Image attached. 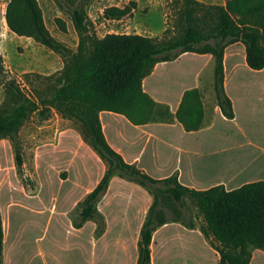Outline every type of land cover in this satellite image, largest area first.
Segmentation results:
<instances>
[{
	"label": "trees",
	"instance_id": "trees-1",
	"mask_svg": "<svg viewBox=\"0 0 264 264\" xmlns=\"http://www.w3.org/2000/svg\"><path fill=\"white\" fill-rule=\"evenodd\" d=\"M178 6L174 27L177 32L158 36L140 33L107 32L99 37L91 32L82 0H66L78 36L75 51L56 40L47 28L38 0H7L4 20L16 35L30 37L63 59L47 97L27 96L14 80L5 83V101L0 105V138L9 137L17 166L22 165L17 140L18 129L30 112L47 117L54 108L62 117L76 120L83 139L104 161L106 167L97 184L78 203L79 213L73 226L86 220L97 222L96 233L105 228V219L96 203L113 175L139 183L152 195L137 241L136 264H151L152 233L167 222L194 228L187 213L192 204L203 222L202 235L218 253L219 264H248L252 250L264 251V180L252 181L226 190L214 185L204 190L181 184L175 174L155 179L122 156L107 143L101 129L99 112L124 114L132 123L169 120L168 107L154 101L143 89L142 79L158 61L171 60L180 53H211L215 60L214 90L222 114L233 118L229 97L223 88V51L226 45L240 41L245 47L250 68L264 67V0H224L208 4L200 0H174ZM135 0L123 6L103 9L106 18L131 15ZM53 21L61 32L67 31L63 18ZM201 94L197 88L184 91L175 112L186 130L198 129L203 120ZM169 214V215H168ZM3 229L0 215V264Z\"/></svg>",
	"mask_w": 264,
	"mask_h": 264
},
{
	"label": "crops",
	"instance_id": "crops-1",
	"mask_svg": "<svg viewBox=\"0 0 264 264\" xmlns=\"http://www.w3.org/2000/svg\"><path fill=\"white\" fill-rule=\"evenodd\" d=\"M2 17L4 19V14ZM214 66L211 53L192 51L156 62L142 79V89L154 101L168 107L171 119L134 124L122 113L102 110L99 120L107 143L124 161L135 164L152 178L175 174L181 184L197 190L214 185L231 190L248 182L264 180V67L248 66L242 42L226 45L223 88L233 109V118H227L217 104ZM190 88L200 91L204 114L198 129L186 130L176 119L175 112L184 91ZM55 147L56 156L70 153V157L61 162V166L48 162L45 174L40 172L41 165L45 164H37L38 196L20 201L11 196L0 199L1 264H56L53 254H48L38 241H34L33 249L29 248L26 256L29 239L24 237L22 228L28 222L22 220L21 211H12L17 207L30 215L47 214L51 219L61 216L72 236L86 230L84 244L82 239L80 247L83 252L84 245L87 260L89 255H99V258L110 255L114 264H136L139 232L152 195L139 183L113 175L97 203L106 225L102 235L94 238L92 221L86 220L81 227L75 228L68 215L69 209L100 180L105 164L76 132L66 127L59 131ZM60 169L66 171L63 177ZM43 176L57 186L48 196H55V202H62L67 208L61 207V203L50 208L44 203L45 197L43 202ZM63 187L65 194L61 195ZM112 201L114 209L110 205ZM41 202L45 208H41ZM127 202L134 207L126 205ZM171 242L177 244L179 253L174 260L179 264H203L208 255L218 264L217 251L209 245L198 226L188 228L178 222L164 223L152 233L151 264H154L155 248ZM66 246L80 249L78 243ZM256 250H252L248 264Z\"/></svg>",
	"mask_w": 264,
	"mask_h": 264
},
{
	"label": "rangeland",
	"instance_id": "rangeland-1",
	"mask_svg": "<svg viewBox=\"0 0 264 264\" xmlns=\"http://www.w3.org/2000/svg\"><path fill=\"white\" fill-rule=\"evenodd\" d=\"M128 1L82 0L90 22L91 32L97 36H102L106 32L115 31L140 33L158 37L177 32L178 29L174 27V22L178 4L174 0H135L136 7L131 12V15L121 19L106 18L103 16V9L105 7L123 6ZM200 1L208 4H222L224 2V0ZM6 2L7 0H0V105L5 101L6 94L4 85L9 80H14L27 96L35 100L39 96L47 97L50 87L54 83V77L62 68L63 59L59 54L35 42L32 38L19 36L10 32L7 26H5V20L2 17ZM38 2L43 13L45 24L53 37L71 51H75L78 36L70 15L64 7L66 0H38ZM55 16H59L65 20L67 26L66 32L58 30L53 21ZM80 126L76 120L62 117L52 107L47 117L39 116L37 111L30 112L22 126L18 129L17 134L22 158L21 166H17L12 140L9 137L0 138V199L11 196L20 201L28 196H38L37 164L40 162L45 164L40 167V172L45 174V168H48V162L49 164L55 163L58 166L65 159H68L70 153L62 154L60 157L56 156L57 153H55L59 131L66 127L76 132L83 139ZM46 172H48V169ZM65 173V170L60 169L59 174L61 177ZM43 180H45L41 196L43 202L45 197L44 203L48 207L50 206L52 208L54 205L61 203V207L67 208L65 205V207L62 206V202H55V196H48L55 189L56 184L47 178L45 179L44 176ZM61 191V195L65 194L64 187ZM4 193H7V196H4ZM43 202L40 204L41 208H45ZM77 203L73 208L69 209L68 218L72 226L73 221L76 220L79 213ZM114 203V201L110 203L112 209L115 207ZM126 205H129L131 208L134 207L129 202ZM12 211H21L22 220L24 219V221L28 222V225L22 228L24 237L29 239V243L26 244V256L29 253V248L30 250L33 249L34 241H38L48 254H53V261L56 264H114L110 259V255L105 258H99V255L96 257L89 255V259L87 260L84 245L83 252L80 247L82 239L84 244L86 230L78 233L76 237L72 236L61 216L56 215L51 219L47 214L30 215L18 207L12 208ZM187 213L189 214L188 216L193 217L196 226L203 222L201 215L192 204H189ZM89 220L95 224L92 228L93 237H100L102 233L100 235L96 233L97 222L93 219ZM32 223L33 225H30ZM159 235L161 236V233ZM77 243L80 249L77 247L69 249L66 246ZM178 253L179 250L177 249L176 242L158 246L154 251V264H179V261L174 260ZM203 264H216V262L212 255H208ZM250 264H264V251L261 249L254 251Z\"/></svg>",
	"mask_w": 264,
	"mask_h": 264
}]
</instances>
